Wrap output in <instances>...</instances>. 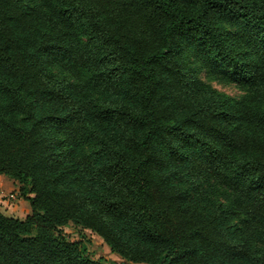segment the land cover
I'll return each instance as SVG.
<instances>
[{"label": "trees", "instance_id": "1", "mask_svg": "<svg viewBox=\"0 0 264 264\" xmlns=\"http://www.w3.org/2000/svg\"><path fill=\"white\" fill-rule=\"evenodd\" d=\"M0 174V264H264V0H0Z\"/></svg>", "mask_w": 264, "mask_h": 264}, {"label": "rangeland", "instance_id": "2", "mask_svg": "<svg viewBox=\"0 0 264 264\" xmlns=\"http://www.w3.org/2000/svg\"><path fill=\"white\" fill-rule=\"evenodd\" d=\"M198 74L203 80L215 88L233 97H238L242 93V90L235 86L233 82L219 81L217 77H215V74L209 73L205 68H200ZM1 175L0 177L5 179V181H1L4 183L3 185L6 186V189L0 192V211L16 217L23 216L27 209L29 211L28 200L19 195L18 183L15 181L12 182L6 175ZM61 230L68 240L79 243L85 255L91 259H102L108 264H120L124 261L118 254L112 252L109 246L105 244L97 234L91 232L89 229L69 222L61 226ZM124 262V264H148L143 262Z\"/></svg>", "mask_w": 264, "mask_h": 264}, {"label": "crops", "instance_id": "3", "mask_svg": "<svg viewBox=\"0 0 264 264\" xmlns=\"http://www.w3.org/2000/svg\"><path fill=\"white\" fill-rule=\"evenodd\" d=\"M0 176H2V175L0 174ZM9 179H11V178H9ZM1 180H2V181H5L4 178L0 177V182H2ZM11 181L14 182L13 179H11ZM3 184H4L3 182L0 183V192H1L3 189H6V186L3 185ZM6 184H7V183H6ZM28 212H29V211H28V209H27V211L24 212L23 216H17V217H19V218H23Z\"/></svg>", "mask_w": 264, "mask_h": 264}, {"label": "water", "instance_id": "4", "mask_svg": "<svg viewBox=\"0 0 264 264\" xmlns=\"http://www.w3.org/2000/svg\"><path fill=\"white\" fill-rule=\"evenodd\" d=\"M125 262L124 261H122L120 264H124Z\"/></svg>", "mask_w": 264, "mask_h": 264}]
</instances>
